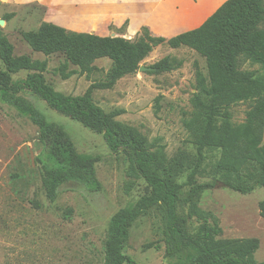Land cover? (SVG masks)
Instances as JSON below:
<instances>
[{"label":"rangeland","instance_id":"374dc122","mask_svg":"<svg viewBox=\"0 0 264 264\" xmlns=\"http://www.w3.org/2000/svg\"><path fill=\"white\" fill-rule=\"evenodd\" d=\"M224 1L213 0L207 11L200 0H0V31L13 47L14 57L47 61L43 74L47 84L65 95L81 96L91 84L106 79L110 62L96 61L97 70L81 76L63 55L46 58L33 52L23 34L50 23L70 32L126 40H134L146 28L152 37L170 39L198 28ZM165 57L181 67L162 74L147 70ZM195 63L206 75L205 61L193 51L159 46L136 74L122 78L111 90L93 93L94 103L106 114L144 136L152 150H162L170 166H181L179 183L185 182L196 166L195 180L211 182V168L220 155L205 151L197 164L194 137L185 127L193 113ZM240 71H253L264 79V71L249 62H240ZM26 76L27 72H21L13 81ZM21 96L66 130L80 156L99 160L95 171L101 190L91 193L69 183L59 190L55 202H49L36 162L41 153L37 130L15 109L0 102V264H102L110 218L118 210L132 207L149 189L140 180L125 195L129 164L124 154L111 153L101 135L51 111L34 95L23 92ZM248 109V104L233 106V123H243ZM263 200L261 188L241 195L220 185L201 196L199 207L218 219L222 239L258 240L255 260L264 263V218L259 215ZM163 221L164 211L155 207L133 224L123 252L135 264H168L162 242Z\"/></svg>","mask_w":264,"mask_h":264},{"label":"trees","instance_id":"16d2710c","mask_svg":"<svg viewBox=\"0 0 264 264\" xmlns=\"http://www.w3.org/2000/svg\"><path fill=\"white\" fill-rule=\"evenodd\" d=\"M22 38L33 52L46 58L63 55L81 76L95 72L96 61L108 60L111 64L103 82L91 84L81 96L65 95L46 83V60L14 57L13 47L0 31V102L15 109L37 130L41 153L36 162L46 199L55 202L59 190L69 183L91 193L100 191L95 171L99 160L80 156L66 130L50 122L21 96L23 92L101 135L111 153L125 155L129 164L125 195L140 180L149 189L132 207L120 209L110 218L102 264H135L123 247L133 224L155 207L164 211L162 242L168 264H264L255 260L258 240L222 239L218 219L199 207L201 196L220 185L241 195L264 190V79L253 71H240L242 61L264 71V0H227L198 28L170 39L152 37L146 28L134 40H126L70 32L50 23ZM159 46L187 48L205 61L206 75L194 64L196 93L192 118L185 127L194 137L197 164L205 151L220 154L211 168V182L195 180L196 166L186 181L179 183V164L170 166L162 150H152L144 136L116 122L93 101L95 91L111 90L122 78L136 74ZM180 67L181 63L165 57L150 69L151 74H162ZM21 72H27V76L13 81V76ZM238 104L249 106L241 124L232 121L231 108ZM259 215L264 218V200L259 204Z\"/></svg>","mask_w":264,"mask_h":264},{"label":"crops","instance_id":"0c3cea01","mask_svg":"<svg viewBox=\"0 0 264 264\" xmlns=\"http://www.w3.org/2000/svg\"><path fill=\"white\" fill-rule=\"evenodd\" d=\"M200 1H201L203 4H205V8H206L207 11H208V10H209V4H210V2H212L213 0H200ZM226 1H227V0H226ZM226 1H224L223 3H225ZM223 3H222V4H223ZM222 4H221V5H222ZM221 5H219V6L214 10V12H215V11H216ZM214 12H213V13H214ZM213 13L211 12V14L208 15V17H210ZM208 17H207V18H208ZM207 18H206V19H207ZM206 19H205V20H206ZM205 20H204V21H205ZM204 21H203V22H204ZM203 22H202V23H203ZM202 23H201V24H202ZM201 24H200V25H201ZM92 35H93V34H92ZM100 37H102V36H100Z\"/></svg>","mask_w":264,"mask_h":264},{"label":"water","instance_id":"95a60500","mask_svg":"<svg viewBox=\"0 0 264 264\" xmlns=\"http://www.w3.org/2000/svg\"><path fill=\"white\" fill-rule=\"evenodd\" d=\"M111 38H115V37H111ZM147 70H150L151 71V69H147Z\"/></svg>","mask_w":264,"mask_h":264}]
</instances>
